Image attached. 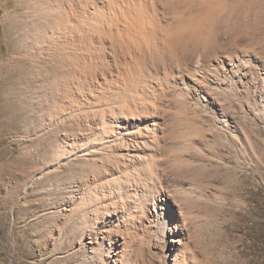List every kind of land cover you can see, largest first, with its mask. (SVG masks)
Wrapping results in <instances>:
<instances>
[{
	"label": "rangeland",
	"instance_id": "obj_1",
	"mask_svg": "<svg viewBox=\"0 0 264 264\" xmlns=\"http://www.w3.org/2000/svg\"><path fill=\"white\" fill-rule=\"evenodd\" d=\"M87 1L0 0V264H264V86L238 94L205 86L185 106L180 96H168L164 144L183 182V207L181 213L176 208L177 227L160 240L140 228L127 236L111 225L109 211L97 210L98 199L77 198V187L88 185L86 174L103 154L88 152L101 140L81 127L88 109L83 103L94 100L102 78L84 93L78 88L83 78L72 77L81 68V49H74L70 32L97 29L88 12L83 17ZM226 4L244 28L242 49L260 68L264 0ZM69 5L78 11L71 20ZM111 227L118 228L117 239L128 240L122 262L112 261L114 250L102 238ZM172 232L176 245L169 241Z\"/></svg>",
	"mask_w": 264,
	"mask_h": 264
},
{
	"label": "bare ground",
	"instance_id": "obj_2",
	"mask_svg": "<svg viewBox=\"0 0 264 264\" xmlns=\"http://www.w3.org/2000/svg\"><path fill=\"white\" fill-rule=\"evenodd\" d=\"M226 3L227 0H91L82 14L87 17L88 12L97 29H72L69 34V39L76 38L74 49H81V68L72 75L73 80L83 78L78 88L92 92L93 82L102 78L96 83L98 94L94 100L87 98L83 103L88 109L81 127L92 132V139L101 140L100 147H88V152L103 150V154L97 157L92 173L86 174L89 188L86 183L76 185L75 195L82 202L98 199L97 210L109 211L111 225L123 227L127 236L130 229L140 228L160 240L178 225L176 208L180 211L183 207V196L179 195L183 193V182L177 170H172L170 152L164 144V109L171 104L168 96H180V104L184 105L197 100L194 91L205 86V91L218 90L221 94L264 86V64L260 68L253 64L251 53L242 49L244 28L237 20L232 21V16L240 17ZM69 8L66 14L71 20L72 11L75 15L77 10L71 5ZM249 33L253 35L254 28ZM61 36L65 39L68 35ZM96 101L103 106L95 108ZM174 163L177 165V161ZM91 189L97 195L92 197ZM94 213L92 218L97 219ZM184 222L181 225L185 228ZM115 229L118 228L101 232L108 248L114 250L113 262L121 260L128 247L124 236L115 237ZM171 234L169 241L176 245L180 240L174 232ZM161 242L164 248L166 241Z\"/></svg>",
	"mask_w": 264,
	"mask_h": 264
}]
</instances>
